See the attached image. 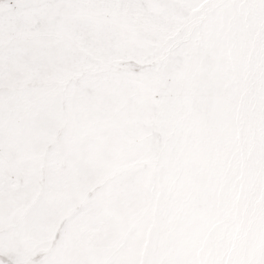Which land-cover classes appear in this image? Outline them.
<instances>
[{"label":"snow or ice","instance_id":"1","mask_svg":"<svg viewBox=\"0 0 264 264\" xmlns=\"http://www.w3.org/2000/svg\"><path fill=\"white\" fill-rule=\"evenodd\" d=\"M0 264H264V0H0Z\"/></svg>","mask_w":264,"mask_h":264}]
</instances>
